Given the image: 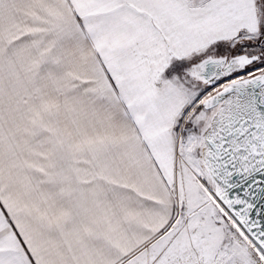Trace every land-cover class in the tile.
I'll use <instances>...</instances> for the list:
<instances>
[{
  "label": "snow or ice",
  "instance_id": "obj_1",
  "mask_svg": "<svg viewBox=\"0 0 264 264\" xmlns=\"http://www.w3.org/2000/svg\"><path fill=\"white\" fill-rule=\"evenodd\" d=\"M0 264H264V0H0Z\"/></svg>",
  "mask_w": 264,
  "mask_h": 264
}]
</instances>
